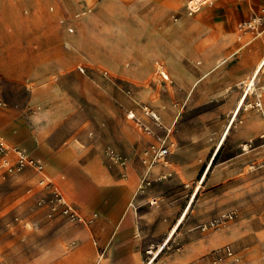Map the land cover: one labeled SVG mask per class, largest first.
<instances>
[{
    "label": "rangeland",
    "instance_id": "obj_1",
    "mask_svg": "<svg viewBox=\"0 0 264 264\" xmlns=\"http://www.w3.org/2000/svg\"><path fill=\"white\" fill-rule=\"evenodd\" d=\"M82 1L0 2V15L9 17L2 22L13 30L9 43L0 42V141L9 149L0 156V264H79L78 240L68 233L88 230L97 215L78 212V190L86 201L122 204V217L147 219L136 232L141 264L186 211L154 264H171L206 238L221 242L174 264H210L218 249L264 244V69L214 158L264 58L261 40L232 57L237 26L264 0H211L194 13L190 0ZM84 7L90 11L78 17ZM255 43L259 60L232 71ZM163 146L170 155L154 163ZM18 152L37 166H21ZM55 183L76 218L53 211V192L61 194ZM125 183L134 188L127 198L117 194ZM227 214L235 219L203 230ZM166 221L173 229L155 241L156 226ZM114 233L92 240L95 264ZM232 260L224 264H245L238 255Z\"/></svg>",
    "mask_w": 264,
    "mask_h": 264
},
{
    "label": "crops",
    "instance_id": "obj_2",
    "mask_svg": "<svg viewBox=\"0 0 264 264\" xmlns=\"http://www.w3.org/2000/svg\"><path fill=\"white\" fill-rule=\"evenodd\" d=\"M1 1L2 0H0V2ZM56 1L61 2V0H56ZM85 1L86 0H83L82 3H85ZM263 8L264 6H262L260 9L256 10L255 12H253L250 15V17L255 14H258ZM85 11H90V10L87 7H84L83 11L78 15V17L85 16L83 15ZM249 18H246L244 20H247ZM2 19L9 20V17L6 14H5V17H4V14L0 15V42L3 41V42L9 43L10 40H12L13 30H11L12 28L10 26L9 21L7 23H3ZM242 21H240V23ZM238 26H237L236 42L239 44V47L235 50L234 55L232 57H234L237 54L239 55L243 51V49H245L247 45L248 46L252 45V43H254V41L256 40H261L262 43L264 44L263 38L254 39L252 34L240 33ZM246 39H247V42H245ZM4 51L6 50L1 49V43H0V61L1 59H3L2 56L4 54ZM260 52H261V46L255 43L251 47V49L248 48L247 51H245V53L241 55L240 58H238V63L232 68V71H237L239 68L246 66L247 64L252 63L253 61L254 62L258 61ZM262 60L263 58L259 61L260 63H258V67L260 66ZM225 62L226 60L224 61V63ZM248 84L249 83H247L246 85ZM254 90L255 89L253 88L248 94L244 93L245 96L244 97L242 96L240 101L238 102L237 107L233 114L234 117L231 118L230 122L226 126L221 136V139L216 146V153L214 155V158L217 156L218 152L223 146L222 140L224 139V137H228V135L231 132L232 127L237 121V117L239 113L241 112L242 108L246 104L245 100L250 95V93ZM42 145H45V144H42ZM42 145L37 144V146H40V147ZM48 167H49V164H48ZM55 176H57V174ZM60 183L63 189H65L66 191L68 187V180L67 179L61 180ZM133 189L134 188H132V190ZM132 190H130L127 184L125 183L124 185H122L121 191L118 190L117 194L120 196H123L124 198H127L129 197V195H131ZM78 194H79L82 205L77 206L73 204L75 208L78 210V212L88 219L93 218L95 214L97 215V218L92 219V224L88 228V230L85 229L84 227H81V228L76 229V231L70 230L71 233H68L69 237L73 236V237H76V239L78 240L79 245L75 250V254H77L80 257L79 264H89V261L91 258H92L91 264H95V259L97 258V256H96V249H95V246L92 240L96 238V236H98L102 242H106L109 238L111 230H114L115 233L112 236V238L110 237L111 241L108 247L107 256L104 258V264H141L143 257H142L141 250L139 249V240L137 239L136 232H138V227L140 226L146 227L147 219L136 220L134 219L132 214L129 216L122 217L121 214L125 211V206H123L122 204H112V203L101 204L98 202L96 203V202H92L88 200L86 201L84 197L81 195V193L79 192V190H78ZM187 213L188 211H186V213L180 219L178 224H176L178 225V230L181 224L183 223V221L185 220ZM151 215L152 213H148L147 214L148 218ZM171 225H172V222L169 223L168 221H166L165 223H159L156 226V229L154 232V240L160 241L165 237L167 238L168 234L173 229V228L171 230L169 229ZM174 229L172 232L174 233V236H175L178 230L174 231ZM220 242H221V239L219 237H215L211 240H208L207 238L205 240L204 239L200 240V243L198 246L187 245L185 247V253L173 259L171 264L178 263L181 261H190L194 258L200 257L208 253L209 250H212V248L216 246L217 244H219ZM150 255H153L150 258V260L154 258V255L156 257L152 263L154 264L159 256L155 253L150 254ZM236 255L240 256L241 259L245 261V264H264V262H260L258 260L259 258L264 256V244L260 240L253 241V243H251L248 247L244 249H238V251H235V256ZM231 260L232 258H227L225 262L229 261L230 263H235L233 260L232 261Z\"/></svg>",
    "mask_w": 264,
    "mask_h": 264
},
{
    "label": "built area",
    "instance_id": "obj_3",
    "mask_svg": "<svg viewBox=\"0 0 264 264\" xmlns=\"http://www.w3.org/2000/svg\"><path fill=\"white\" fill-rule=\"evenodd\" d=\"M188 10L190 11V13L195 12V10L190 8V6H188ZM88 12L89 11H85L83 15H86ZM238 29L242 34H252L254 39H258V38L264 39V8L258 14H255L251 16L249 19L242 21L239 24ZM68 31L70 33L74 32L73 28H69ZM162 75L165 81L169 80L168 76H165L164 74ZM149 114L156 123H159V121L152 114V112H149ZM8 153H9L8 147L2 141H0V156L4 158L8 156ZM153 154H154L153 161L155 163L160 161L161 159L164 160L166 157H168L170 155V151L168 147L163 146L162 148L154 151ZM18 155H19V163L21 166H25L26 164L35 167L37 166V163L29 159L28 157L24 156L22 153L18 152ZM170 176L172 175L170 174ZM53 196H54V206H55L53 209L54 212H56L57 210H61L63 215L70 218H76V216L74 215L73 208L68 203H66L65 199L60 193L54 191ZM151 204L157 205V201H154ZM234 219L235 216L233 214H229V215L227 214L222 218H220L218 221L211 222L207 226H204L203 230H207L209 228L218 229L225 223L229 221H233ZM234 256H235V252L232 251L230 248L218 249L213 252L211 264H224L227 258H233Z\"/></svg>",
    "mask_w": 264,
    "mask_h": 264
},
{
    "label": "bare ground",
    "instance_id": "obj_4",
    "mask_svg": "<svg viewBox=\"0 0 264 264\" xmlns=\"http://www.w3.org/2000/svg\"><path fill=\"white\" fill-rule=\"evenodd\" d=\"M208 1H211V0H190V2L188 3V6H190V8H192L193 10L196 11H199L201 9L202 6H204L205 4L208 3ZM258 44V43H257ZM257 47V46H256ZM251 49V47H250ZM247 51V50H246ZM246 60V59H245ZM260 63V62H259ZM264 69V58L260 64V66L258 67V70L255 72L254 76H253V79L252 81L246 85V89H245V93L248 94L253 88H254V83H255V79L257 78V76L260 74V72ZM165 76H168L166 73H163ZM170 79V78H169ZM247 84V83H246ZM242 107V106H241ZM144 110H149L148 107H144ZM150 112V111H149ZM238 113V112H237ZM152 114L156 117V119L159 121L158 123V126H162V123H161V118L160 116L156 113V112H152ZM136 116L133 112H130L129 113V119H134ZM170 126H163V129H169ZM171 132V130H169ZM245 148L247 149V146H245ZM114 156V155H113ZM41 174L44 176V173L41 172ZM56 184V183H55ZM57 185V184H56ZM57 187L59 188V190L61 191V195L63 196V198L65 199L66 203H68L72 208V204L71 202L66 198V196L63 194L62 190L60 189V187L57 185ZM178 230V225H176L174 231H177ZM174 237V233L172 232L171 233V236L170 238ZM170 238L165 241V243L160 247V251L159 252H155V254H157L158 256L160 255V253L162 252V250L169 245L170 243ZM149 254H153L152 252H149ZM104 256L100 255L98 257V260L96 262V264H104ZM155 255H154V258H152L148 264H152L154 259H155Z\"/></svg>",
    "mask_w": 264,
    "mask_h": 264
}]
</instances>
